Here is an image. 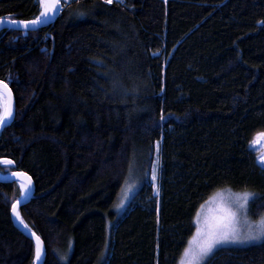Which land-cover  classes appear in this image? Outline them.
Here are the masks:
<instances>
[{
    "label": "trees",
    "instance_id": "1",
    "mask_svg": "<svg viewBox=\"0 0 264 264\" xmlns=\"http://www.w3.org/2000/svg\"><path fill=\"white\" fill-rule=\"evenodd\" d=\"M62 8L34 32H0V81L14 102L0 176L31 177L19 213L43 264H178L199 208L221 190L253 194L249 216H263L264 169L249 148L264 133V0ZM38 15V0H0L2 19ZM21 194L0 181V264H33L9 215ZM206 264H264V242Z\"/></svg>",
    "mask_w": 264,
    "mask_h": 264
},
{
    "label": "snow or ice",
    "instance_id": "2",
    "mask_svg": "<svg viewBox=\"0 0 264 264\" xmlns=\"http://www.w3.org/2000/svg\"><path fill=\"white\" fill-rule=\"evenodd\" d=\"M111 3L112 0H107ZM61 0H39L40 7L42 9L40 15L30 21H16L12 20L11 23H18L22 26L23 30H28L30 26H38L50 19V14L59 11L58 5ZM0 23H3V19L0 18ZM14 115L13 98L11 89L8 84L0 81V128L6 126L9 119H12ZM164 119L163 113H161V120ZM264 135V134H258ZM157 144V152L159 151V142ZM259 162L264 164V156H260ZM11 160H0V164H11ZM158 174V162L154 164L151 171V178L153 181L157 179ZM12 175L18 177H24V181L21 182L20 187L22 189V197L24 200H28L32 195L31 190V177L27 176L23 172H13ZM251 193H243L239 195L230 204L221 206L219 214L213 217L211 220L204 218L203 222L197 219L199 225L196 229V235L193 237L192 246L185 249V255L188 257L185 264H200V261L205 257H210V254H214V249H217L220 245L230 243H245L255 241L260 238H264V218L260 223L253 228H250L248 232L242 233L236 227L238 223V212L241 210L246 211L247 205L250 203L249 198L252 197ZM251 202H254L251 201ZM13 215L23 225L25 229L28 225L24 223L17 210L16 204L12 205ZM199 217V213L197 214ZM31 235L36 240L34 260L33 264H42V244L40 237L34 232Z\"/></svg>",
    "mask_w": 264,
    "mask_h": 264
},
{
    "label": "rangeland",
    "instance_id": "3",
    "mask_svg": "<svg viewBox=\"0 0 264 264\" xmlns=\"http://www.w3.org/2000/svg\"><path fill=\"white\" fill-rule=\"evenodd\" d=\"M69 1L70 0H61V3H60L61 11L63 9L62 7L66 4H68ZM39 7H40V4H39ZM40 13H41V8H40ZM258 134H264V133H258ZM258 134H256L254 136L252 142L250 143L249 149L251 151H253L254 153H256V162L262 169H264V164H261L259 162V159H258L260 156H264V135H258ZM157 162H158V169H159V151L157 152V146H156L155 147L153 166ZM158 179H159V173L157 174V179L155 181H153L151 178V181L153 183V189L156 193L154 195L155 197L158 196ZM127 193H128V190L126 191L125 195H128ZM243 193H248V192L221 190V191H218L215 194H213L205 203H203V205H201V207L199 208V210L197 212V214L199 213V217L196 214V217L194 220L195 231H194L193 236L189 240L186 248H189L192 246L193 237L196 235V229L199 226L197 224L198 218L201 222H203L204 218H208L209 220H211L213 217H215L216 215L219 214V210H220L221 206L230 204L231 201L235 200L239 195H241ZM129 198H130V196H129ZM129 198H128V200H129ZM251 198L252 197H250L249 200H251ZM128 200H127V202H128ZM125 206L126 205H124V207ZM122 209L118 207L119 211ZM262 218H264V215L261 216L260 218L256 219V220H252L249 216V204H248L246 211L241 210L238 212V223H237L236 227L242 233H246L249 231L250 228L256 227L260 223ZM262 242H264V238H260V239L255 240V241H250V242H245V243H230V244L220 245L217 247V249H214V253L220 249L245 248V247L261 244ZM212 255L213 254H210V257ZM210 257H205L204 260L200 261V264H206V262L209 260ZM187 259H188V257L185 255V251H184L178 264H185Z\"/></svg>",
    "mask_w": 264,
    "mask_h": 264
},
{
    "label": "water",
    "instance_id": "4",
    "mask_svg": "<svg viewBox=\"0 0 264 264\" xmlns=\"http://www.w3.org/2000/svg\"><path fill=\"white\" fill-rule=\"evenodd\" d=\"M58 14H59V11L50 14V19L46 20L42 24H39L38 26H35V27L30 26L28 30H23V28H22V26L20 24H18V23H15V24L14 23H11V20L6 18V19H3V23H0V32H2V31H9V30L16 31V32H34V31H36V30H38V29H40L42 27H45L47 25H50L57 18ZM13 108H14V102H13ZM13 119H14V115H13V118L12 119H9L8 120L6 126H4L3 128H0V134H1V132L6 127H8L11 124V122L13 121ZM0 181H2V182H12V183H16L18 186H20L21 182L24 181V177H18V176H14V175L11 174V175H8V176H5V177H1L0 176ZM19 188H21V187H19ZM31 190H32V195H33V193H34V184H33L32 180H31ZM21 192H22V190H21ZM31 196H30V198H31ZM29 199L28 200H24L23 197H22V194H21V198L14 203V204H16L17 210L20 211V209L28 203ZM9 215H10V220H11L12 225L14 226V228L16 230H18L27 239L31 240L32 243L35 246L36 245V240L31 235L32 232L29 231L28 229H25L23 227V225H21V223L19 222V220L16 219V217L13 215V212H12V206L10 208ZM41 244H42V249H43L41 259H42V264H43L44 263V260H45L46 252H45V248H44V245H43V242L42 241H41ZM38 264H39V262H38Z\"/></svg>",
    "mask_w": 264,
    "mask_h": 264
},
{
    "label": "bare ground",
    "instance_id": "5",
    "mask_svg": "<svg viewBox=\"0 0 264 264\" xmlns=\"http://www.w3.org/2000/svg\"><path fill=\"white\" fill-rule=\"evenodd\" d=\"M38 1H39V0H38ZM58 6H59V9H60V10H59V13H60V12H61V6H60V4H59ZM40 8H41V7H40ZM41 11H42V9H41ZM58 15H59V14H58ZM57 17H58V16H57ZM54 21H55V20H54ZM54 21H53V22H54ZM53 22H52V23H53ZM52 23H51V24H52ZM15 32H16V31H15ZM22 33H23V32H22ZM28 33H30V32H28ZM7 176H8V175H7ZM1 177H5V176H1ZM19 187H20V186H19ZM20 189H21V188H20ZM21 190H22V189H21ZM156 197L158 198V196H156ZM20 210H21V209H20ZM29 241H31V240H29ZM31 242H32V241H31ZM32 244H33V243H32ZM33 246H34V244H33ZM34 249H35V246H34Z\"/></svg>",
    "mask_w": 264,
    "mask_h": 264
}]
</instances>
